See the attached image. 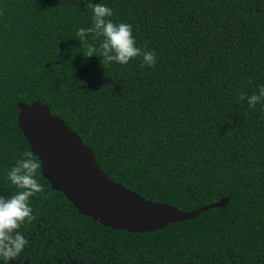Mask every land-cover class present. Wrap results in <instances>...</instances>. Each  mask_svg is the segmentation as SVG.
<instances>
[{
	"label": "trees",
	"instance_id": "1",
	"mask_svg": "<svg viewBox=\"0 0 264 264\" xmlns=\"http://www.w3.org/2000/svg\"><path fill=\"white\" fill-rule=\"evenodd\" d=\"M90 3L132 25L155 65L86 58L103 40L77 35ZM261 86L264 0H0V196L19 191L8 172L32 152L18 104L40 101L142 197L184 212L229 200L134 234L78 213L40 167L28 243L9 264H264V100L247 103Z\"/></svg>",
	"mask_w": 264,
	"mask_h": 264
},
{
	"label": "water",
	"instance_id": "2",
	"mask_svg": "<svg viewBox=\"0 0 264 264\" xmlns=\"http://www.w3.org/2000/svg\"><path fill=\"white\" fill-rule=\"evenodd\" d=\"M18 127L41 164L43 177L83 216L104 227L134 234L156 232L169 224L196 219L209 209L225 208L222 199L184 212L152 202L116 183L99 167L92 149L50 107L40 101L18 104Z\"/></svg>",
	"mask_w": 264,
	"mask_h": 264
},
{
	"label": "clouds",
	"instance_id": "3",
	"mask_svg": "<svg viewBox=\"0 0 264 264\" xmlns=\"http://www.w3.org/2000/svg\"><path fill=\"white\" fill-rule=\"evenodd\" d=\"M92 10V26L80 28L77 32L80 41L85 42L87 34H92L94 38L102 37L103 40L99 48L88 45L83 55L91 58L94 55L102 58V65L116 63L127 65L132 59L141 57L143 63L154 66L156 56L154 52L143 51L136 47L133 37L132 25L127 23H113L110 19L112 9L102 3L88 4ZM246 97L242 94L241 100ZM264 100V86L259 89V94H253L247 98L250 107H255L257 103ZM24 159L19 160L8 172V180L19 191L8 198L0 196V260L4 264H9L24 250L27 239L20 233V227L25 223H30L35 217L32 215V208L29 199L37 193L43 191L42 185L35 179L41 167L32 152L23 153Z\"/></svg>",
	"mask_w": 264,
	"mask_h": 264
}]
</instances>
